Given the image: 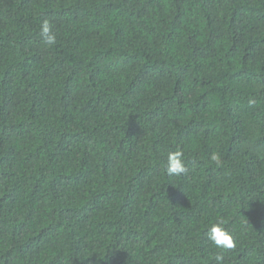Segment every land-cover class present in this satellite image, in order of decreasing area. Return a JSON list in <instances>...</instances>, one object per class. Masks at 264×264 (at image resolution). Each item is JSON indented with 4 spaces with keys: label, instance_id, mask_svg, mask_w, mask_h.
Here are the masks:
<instances>
[{
    "label": "trees",
    "instance_id": "16d2710c",
    "mask_svg": "<svg viewBox=\"0 0 264 264\" xmlns=\"http://www.w3.org/2000/svg\"><path fill=\"white\" fill-rule=\"evenodd\" d=\"M217 254L264 264V0H0V264Z\"/></svg>",
    "mask_w": 264,
    "mask_h": 264
},
{
    "label": "clouds",
    "instance_id": "9594fccd",
    "mask_svg": "<svg viewBox=\"0 0 264 264\" xmlns=\"http://www.w3.org/2000/svg\"><path fill=\"white\" fill-rule=\"evenodd\" d=\"M40 36L47 45H54L56 43V37L52 33V26L47 19L41 23ZM210 159L217 165L221 163L220 157L216 153H213ZM186 170L183 152L181 150H175L168 153L166 160V173L168 175L179 176L185 173ZM207 239L221 250H229L235 247L234 236L229 229L224 226L223 221L213 223L209 227L207 231ZM215 259L217 264H222L224 257L222 254H217Z\"/></svg>",
    "mask_w": 264,
    "mask_h": 264
}]
</instances>
